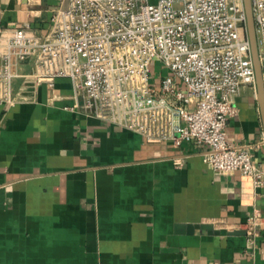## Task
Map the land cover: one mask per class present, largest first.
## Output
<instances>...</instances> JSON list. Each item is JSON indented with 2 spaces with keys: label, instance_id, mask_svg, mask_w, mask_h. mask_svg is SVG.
Wrapping results in <instances>:
<instances>
[{
  "label": "crops",
  "instance_id": "obj_1",
  "mask_svg": "<svg viewBox=\"0 0 264 264\" xmlns=\"http://www.w3.org/2000/svg\"><path fill=\"white\" fill-rule=\"evenodd\" d=\"M66 6L0 0V27L45 33ZM16 72L14 105L0 103V264H264V190L251 177L210 170L205 146L70 110L69 80L51 90L31 64ZM235 105L226 139L264 167L256 93L243 88ZM196 225L212 233H187Z\"/></svg>",
  "mask_w": 264,
  "mask_h": 264
},
{
  "label": "built area",
  "instance_id": "obj_2",
  "mask_svg": "<svg viewBox=\"0 0 264 264\" xmlns=\"http://www.w3.org/2000/svg\"><path fill=\"white\" fill-rule=\"evenodd\" d=\"M251 3L264 78V0ZM50 22L45 33L0 27V103L14 105L16 67L31 64L37 85L69 80L70 110L149 142L205 146L210 170L238 172L264 190L250 146L226 139L236 97L246 87L256 93L242 0H67ZM155 59L167 69L158 84Z\"/></svg>",
  "mask_w": 264,
  "mask_h": 264
},
{
  "label": "water",
  "instance_id": "obj_3",
  "mask_svg": "<svg viewBox=\"0 0 264 264\" xmlns=\"http://www.w3.org/2000/svg\"><path fill=\"white\" fill-rule=\"evenodd\" d=\"M243 8L246 16V30L247 36L250 44V53L252 64L255 72V81H256V100L260 112L261 122L264 130V78H263V68L259 59V46L257 33L255 29L254 19H253V11H252V3L251 0H242ZM195 229H203L208 230L209 233H212L211 226L209 225H196V226H188L186 228L187 233H192ZM218 234V232H215ZM236 234V233H235Z\"/></svg>",
  "mask_w": 264,
  "mask_h": 264
},
{
  "label": "rangeland",
  "instance_id": "obj_4",
  "mask_svg": "<svg viewBox=\"0 0 264 264\" xmlns=\"http://www.w3.org/2000/svg\"><path fill=\"white\" fill-rule=\"evenodd\" d=\"M150 75L152 78L158 76V79L154 81V84H158L160 79L167 75V69L160 61L155 59L150 64Z\"/></svg>",
  "mask_w": 264,
  "mask_h": 264
}]
</instances>
